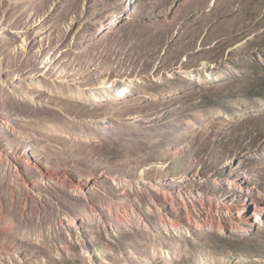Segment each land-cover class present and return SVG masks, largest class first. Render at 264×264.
Here are the masks:
<instances>
[{
  "label": "rangeland",
  "instance_id": "rangeland-1",
  "mask_svg": "<svg viewBox=\"0 0 264 264\" xmlns=\"http://www.w3.org/2000/svg\"><path fill=\"white\" fill-rule=\"evenodd\" d=\"M257 202L264 0H0V264H264Z\"/></svg>",
  "mask_w": 264,
  "mask_h": 264
},
{
  "label": "bare ground",
  "instance_id": "bare-ground-1",
  "mask_svg": "<svg viewBox=\"0 0 264 264\" xmlns=\"http://www.w3.org/2000/svg\"><path fill=\"white\" fill-rule=\"evenodd\" d=\"M114 88V87H113ZM118 91V90H117ZM116 98V97H115ZM243 177V176H242ZM122 184V183H121ZM123 185V184H122ZM125 185V184H124ZM251 208V207H250ZM252 208H253V212H248V213H246L247 215H255V213L257 212V213H261V212H264V204H262V203H258L257 202V204H255V205H253L252 206ZM257 215V214H256ZM251 220V219H250ZM248 222H249V220H248ZM247 222V223H248ZM256 223H261V220H260V218H259V216H257V220L255 221ZM250 224V223H249Z\"/></svg>",
  "mask_w": 264,
  "mask_h": 264
}]
</instances>
